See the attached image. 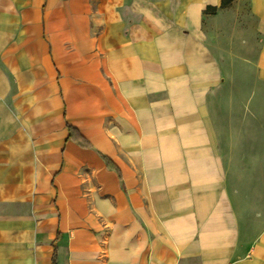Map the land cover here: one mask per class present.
Instances as JSON below:
<instances>
[{"label":"crops","instance_id":"1","mask_svg":"<svg viewBox=\"0 0 264 264\" xmlns=\"http://www.w3.org/2000/svg\"><path fill=\"white\" fill-rule=\"evenodd\" d=\"M234 65L264 84V0H0V264H264Z\"/></svg>","mask_w":264,"mask_h":264},{"label":"rangeland","instance_id":"2","mask_svg":"<svg viewBox=\"0 0 264 264\" xmlns=\"http://www.w3.org/2000/svg\"><path fill=\"white\" fill-rule=\"evenodd\" d=\"M227 85L231 98L212 100L214 120L232 139L237 176L245 188H254L257 175L264 174V84L256 81L254 70L234 65ZM229 149V148H226ZM235 150V151H234Z\"/></svg>","mask_w":264,"mask_h":264},{"label":"trees","instance_id":"3","mask_svg":"<svg viewBox=\"0 0 264 264\" xmlns=\"http://www.w3.org/2000/svg\"><path fill=\"white\" fill-rule=\"evenodd\" d=\"M230 1H232V0H222V6H225V5L229 4ZM71 130H72V129H70V131H71Z\"/></svg>","mask_w":264,"mask_h":264}]
</instances>
